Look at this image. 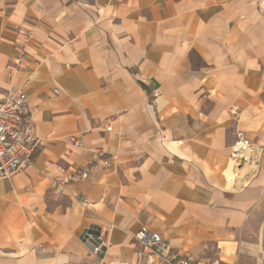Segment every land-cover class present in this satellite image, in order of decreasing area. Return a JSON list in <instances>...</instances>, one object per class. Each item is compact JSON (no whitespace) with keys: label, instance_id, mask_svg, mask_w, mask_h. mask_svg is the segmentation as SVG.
Listing matches in <instances>:
<instances>
[{"label":"crops","instance_id":"crops-1","mask_svg":"<svg viewBox=\"0 0 264 264\" xmlns=\"http://www.w3.org/2000/svg\"><path fill=\"white\" fill-rule=\"evenodd\" d=\"M17 89L41 143L0 182V264H137L142 231L193 264H264V0H0V94ZM90 225L113 226L103 254Z\"/></svg>","mask_w":264,"mask_h":264},{"label":"built area","instance_id":"built-area-1","mask_svg":"<svg viewBox=\"0 0 264 264\" xmlns=\"http://www.w3.org/2000/svg\"><path fill=\"white\" fill-rule=\"evenodd\" d=\"M16 35L22 44L31 38L30 32L24 29H17ZM16 50L20 55L10 61L13 65L19 66L25 58V53L23 47L18 46ZM7 68L12 69L10 65ZM106 131H111L109 125ZM69 140L73 147H80L82 144L76 137ZM40 143L41 140L34 131L26 94L21 89L7 95L0 94V182L9 180L24 169ZM256 158L251 144L242 136H239L230 148V159L239 167L249 164ZM101 165L111 166L106 159L101 161ZM87 179L86 169H75L69 174L58 175L51 179L52 193L60 195L68 185ZM112 230V225H90L80 233L79 241L90 247L92 253L103 254L108 247V237ZM135 239L138 246L137 264H193L191 257L173 251L168 243L157 236L142 231Z\"/></svg>","mask_w":264,"mask_h":264}]
</instances>
